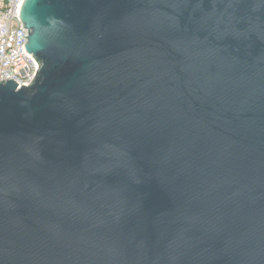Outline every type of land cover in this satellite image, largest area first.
<instances>
[{
    "label": "water",
    "instance_id": "95a60500",
    "mask_svg": "<svg viewBox=\"0 0 264 264\" xmlns=\"http://www.w3.org/2000/svg\"><path fill=\"white\" fill-rule=\"evenodd\" d=\"M0 82V264H264V0H25Z\"/></svg>",
    "mask_w": 264,
    "mask_h": 264
},
{
    "label": "built area",
    "instance_id": "2783aa9c",
    "mask_svg": "<svg viewBox=\"0 0 264 264\" xmlns=\"http://www.w3.org/2000/svg\"><path fill=\"white\" fill-rule=\"evenodd\" d=\"M25 0H0V82L12 80L21 86L31 84L39 67L24 48L27 32L20 21Z\"/></svg>",
    "mask_w": 264,
    "mask_h": 264
}]
</instances>
